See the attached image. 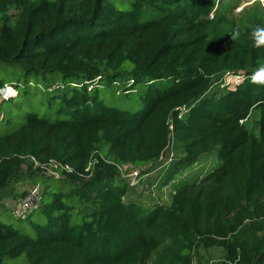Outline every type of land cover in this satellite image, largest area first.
I'll use <instances>...</instances> for the list:
<instances>
[{
    "label": "trees",
    "instance_id": "16d2710c",
    "mask_svg": "<svg viewBox=\"0 0 264 264\" xmlns=\"http://www.w3.org/2000/svg\"><path fill=\"white\" fill-rule=\"evenodd\" d=\"M213 4L129 0L118 10L108 0H0V65L21 67L26 77L61 76L72 94L59 109L68 119L32 113L0 135V195L13 199L19 184L40 186L42 177L73 185L41 194L36 209L47 221L30 222L36 238L0 215V264H207L203 255L213 249L223 251L213 264H264V86L246 73L235 90L202 97L212 76L245 68L263 50L249 34L232 41L226 24L186 29L190 13L203 16ZM261 18L251 17L248 30ZM10 86L14 95L3 104L18 97ZM99 87L125 96L140 88L144 108L108 106ZM193 101L179 120L174 109ZM254 110L259 135L245 125ZM170 121L185 155L168 181L204 155L216 153L220 165L179 186L170 206L145 212L125 201L128 174L143 176L163 157Z\"/></svg>",
    "mask_w": 264,
    "mask_h": 264
},
{
    "label": "rangeland",
    "instance_id": "374dc122",
    "mask_svg": "<svg viewBox=\"0 0 264 264\" xmlns=\"http://www.w3.org/2000/svg\"><path fill=\"white\" fill-rule=\"evenodd\" d=\"M118 10H123L129 6V0H108ZM209 12L203 16L195 18L193 14H189L191 18L185 21L186 29L195 32L199 23H204L206 27L213 28L226 24V30L234 31L237 27L241 32V36L250 34L252 29L249 19L254 16H261L258 19L264 26V0H214L213 7H210ZM146 19V17L144 18ZM215 35H218L215 33ZM240 36V37H241ZM261 56L264 57V48H259ZM256 59L255 62L250 61V64L245 68L234 67L231 70L224 71L220 76H212L210 86L202 97L208 94V97H220L228 91L235 90L236 86L244 82V74L252 73L258 62H264V58ZM236 77H240L237 79ZM0 81L6 84L14 85L18 91V97L5 101L1 110L0 135L8 134L21 127L28 114L35 113L40 117L48 118L52 121L64 120L69 117L59 114V109L62 107L64 96L70 97V86H66L61 76L53 78H43L41 76H24V71L21 67L14 68L6 64L0 65ZM98 92L100 99L106 105L138 112L144 108L142 100V90L139 88L136 92L125 96L119 93L116 87H99ZM201 97V99H202ZM198 102V101H197ZM197 102L184 104L174 109V113H178L179 120H185L192 108ZM260 110H254L250 113L245 121L246 128L250 133L259 135ZM185 155L183 145L178 142L172 121L169 122V147L166 153L159 161L146 169L147 174L130 179V192L126 196L125 201L136 202L145 212L149 211L157 204L170 206L172 198L176 190L183 183L199 181L207 174L215 170L220 161L216 153L202 156L195 164L186 167L168 181L169 171L172 165ZM52 169V168H51ZM125 171V168L123 169ZM139 171V170H137ZM38 184L42 188V193L49 188L50 192L70 191L73 185L66 182H59L53 179L38 178ZM34 186L33 184L22 183L16 187L18 196L13 198L9 196V192H2V206L0 207L1 221L14 229L21 231L23 234L36 238L37 233L32 228L30 222H35L41 225L46 224V217L43 216L41 209V201L36 208L31 211H26L23 215L29 216V220H19L21 217L18 211V201L22 193ZM8 198V199H7ZM52 198L46 197L45 202L50 203ZM1 201V202H2ZM71 199L69 200V202ZM204 261L207 264H213L223 258L221 249H213L205 252L203 255ZM8 264H11L8 261Z\"/></svg>",
    "mask_w": 264,
    "mask_h": 264
},
{
    "label": "built area",
    "instance_id": "2783aa9c",
    "mask_svg": "<svg viewBox=\"0 0 264 264\" xmlns=\"http://www.w3.org/2000/svg\"><path fill=\"white\" fill-rule=\"evenodd\" d=\"M12 95H14V89L10 85H5L4 88L0 91V110L5 99H9ZM1 113V111H0ZM1 118V115H0ZM69 170V168L67 167ZM139 175V171L132 170L128 174L130 178H135ZM42 194V189L40 186H34L29 190H26L20 197L18 201V211L21 217H24V213L26 211H31L36 208L40 202Z\"/></svg>",
    "mask_w": 264,
    "mask_h": 264
},
{
    "label": "clouds",
    "instance_id": "9594fccd",
    "mask_svg": "<svg viewBox=\"0 0 264 264\" xmlns=\"http://www.w3.org/2000/svg\"><path fill=\"white\" fill-rule=\"evenodd\" d=\"M241 32L237 27L231 34L232 41H236L240 38ZM253 46L256 48H264V26H254L249 34ZM239 79L240 77H236ZM249 80L252 84L258 86H264V62H258L256 68L252 71Z\"/></svg>",
    "mask_w": 264,
    "mask_h": 264
}]
</instances>
